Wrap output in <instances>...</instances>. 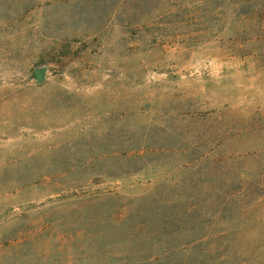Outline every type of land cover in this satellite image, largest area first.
<instances>
[{
  "label": "rangeland",
  "instance_id": "rangeland-1",
  "mask_svg": "<svg viewBox=\"0 0 264 264\" xmlns=\"http://www.w3.org/2000/svg\"><path fill=\"white\" fill-rule=\"evenodd\" d=\"M0 264H264V0H0Z\"/></svg>",
  "mask_w": 264,
  "mask_h": 264
},
{
  "label": "water",
  "instance_id": "water-1",
  "mask_svg": "<svg viewBox=\"0 0 264 264\" xmlns=\"http://www.w3.org/2000/svg\"><path fill=\"white\" fill-rule=\"evenodd\" d=\"M35 74H36V77L39 78L40 77V74H39V71H35Z\"/></svg>",
  "mask_w": 264,
  "mask_h": 264
}]
</instances>
